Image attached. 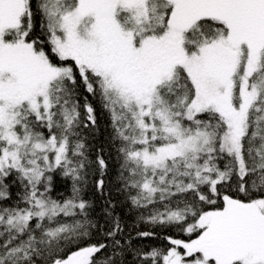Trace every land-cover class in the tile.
Masks as SVG:
<instances>
[{
	"label": "snow or ice",
	"instance_id": "1",
	"mask_svg": "<svg viewBox=\"0 0 264 264\" xmlns=\"http://www.w3.org/2000/svg\"><path fill=\"white\" fill-rule=\"evenodd\" d=\"M0 264H264V0H0Z\"/></svg>",
	"mask_w": 264,
	"mask_h": 264
}]
</instances>
